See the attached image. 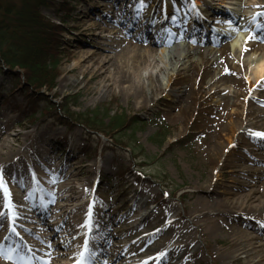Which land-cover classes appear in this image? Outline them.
<instances>
[{
    "label": "rangeland",
    "instance_id": "obj_1",
    "mask_svg": "<svg viewBox=\"0 0 264 264\" xmlns=\"http://www.w3.org/2000/svg\"><path fill=\"white\" fill-rule=\"evenodd\" d=\"M50 1L41 14L63 26L64 45L46 84L31 87L38 105L31 108L18 91L23 77L10 92V78L0 75V264H171L163 260L167 253L173 264H264L263 230L227 222L231 215L216 211L213 222L194 217L197 199L210 198L219 183L247 193L264 179V142L253 141L252 152L239 149L238 131L230 137L213 123L248 101L264 111V74L254 81L247 63L264 58V0ZM236 3L237 16L230 11ZM230 21L240 27L235 35L226 33ZM157 35L172 42L187 37L197 48L188 71L162 73L160 50L150 54L135 79L147 84L148 74L158 77L160 88L149 102L107 80L116 75L110 63L105 79H87V68L108 62L120 48L132 56L158 47L148 38ZM203 59L213 62L209 73ZM228 64L239 75L230 72L229 82L211 84ZM215 87L221 92L210 95ZM49 103L50 113L42 116ZM85 112L135 115L138 123L93 127Z\"/></svg>",
    "mask_w": 264,
    "mask_h": 264
},
{
    "label": "bare ground",
    "instance_id": "obj_2",
    "mask_svg": "<svg viewBox=\"0 0 264 264\" xmlns=\"http://www.w3.org/2000/svg\"><path fill=\"white\" fill-rule=\"evenodd\" d=\"M237 5L231 10L233 14L237 16L240 14V9ZM229 14L228 12H226ZM231 24L227 29V31H232L234 25ZM226 32V31H225ZM229 33V32H226ZM234 31L231 34H233ZM157 34V33H156ZM149 39H153L152 43L155 45H159L158 47H154L152 45L145 46V50L142 52H136L132 56L129 55L127 48H120L111 58H109L108 62H100L96 68H87L85 70L86 75L88 76V80L96 79V78H106L107 65L110 63L113 66L114 72L116 75L114 77H107V80L113 79L114 83H118L121 87V90L128 91L131 90L130 96L135 99H140L141 104H145L152 100L151 92L154 90H158L160 85L158 83V77L153 78L151 74L147 75V84L144 82H140L139 80H135L139 78L140 69L146 65V61L152 52H156L158 49L160 50L159 62L162 63L159 66V62L157 66H159V71L164 73L168 68L170 71H180V70H191L193 68V63L191 61L192 54L196 50V46L189 40L188 38H184L185 40H179L172 42V38L162 37V35H157L155 38L148 36ZM238 39H234V43L237 42ZM127 43L129 45H138L132 38L127 39ZM247 63L251 68V77L254 81H258L262 78L264 74V58H250ZM237 64L241 67H244L245 61H238ZM203 65L206 67V73H209L213 67V62L211 64H206V60L203 59ZM227 71L225 74H220L211 79V84H217L221 80L224 82H229V73H234L239 75L238 71L232 65L225 66ZM175 79L171 77V75H167V92L173 93V89H171L172 84ZM126 84V85H124ZM210 84V85H211ZM106 91H110L112 88V82L109 81L105 85ZM209 84L204 85L200 88L199 94L201 95L207 90ZM264 89V86H263ZM221 92L218 87H215L210 95ZM209 95V96H210ZM263 96L262 94H260ZM237 103H231V105H236ZM180 105V104H179ZM221 107V114L228 109L227 101H223L222 104H219ZM179 106L177 105L176 108ZM178 113L182 112V108L178 109ZM172 119H176L174 115L171 114ZM213 123L217 125V128L222 127L224 131L230 134V137H234L235 135V145L242 150H250L254 151L253 143L256 141L264 142V137H256L253 136L252 132H261L264 133V111L261 113V108L253 102H246V104L242 107L241 110H234L224 115L220 120H214ZM248 135L250 139L246 137ZM254 141V142H253ZM225 142V139L220 142L222 145ZM1 147V146H0ZM242 154V153H241ZM264 158V157H263ZM230 161H224L223 165L226 166ZM233 163V162H231ZM264 163V160H263ZM264 177V169L261 171V175L259 177ZM258 183H251L252 188L247 193H238L237 189L239 187H234L232 189L226 188L223 183H219L216 185L217 187L211 189V197L210 198H198L197 204L200 206L198 212L194 215L196 218H205V221L213 222L216 221L213 216L210 214L213 211H216L223 215H231V217H224L226 221L234 220L239 221L241 225L251 224V228L255 231H262V235H264V179L258 180ZM229 194L233 195L234 198H231ZM143 212L139 213L142 215ZM210 215V216H209ZM137 215H135L136 217ZM213 219V220H212ZM191 222H196L191 220ZM212 227H215L214 224L210 223ZM243 236H245L243 234ZM246 237V236H245ZM251 239L262 240L261 238H257L255 236L250 237ZM247 242L250 240L246 237ZM163 242V241H162ZM161 242V244H162ZM235 240H231V244H234ZM157 243L156 248H160V245ZM189 246L190 244H186ZM233 252H229L231 256ZM166 257H163V260L170 259L171 264L175 263L174 255L166 254ZM232 257V256H231ZM149 261V260H148ZM131 263H138L136 260H132ZM65 264V263H64ZM249 264H257L253 260L249 261Z\"/></svg>",
    "mask_w": 264,
    "mask_h": 264
},
{
    "label": "trees",
    "instance_id": "obj_3",
    "mask_svg": "<svg viewBox=\"0 0 264 264\" xmlns=\"http://www.w3.org/2000/svg\"><path fill=\"white\" fill-rule=\"evenodd\" d=\"M50 2V0H0V75L10 78L12 84L10 92L20 88L22 82H25L24 87L18 91L26 97L31 108L38 105L37 101L40 98L32 94L31 87L38 88L46 84L47 73L49 69L57 68L58 55L64 45L63 26L45 19L41 14V9L51 5ZM63 10L67 14L70 8L65 6ZM51 106V103L44 105L41 109L42 116L48 115ZM34 113L35 111H32L30 116ZM84 120L93 127L109 126L113 130L123 125L130 129L138 123L135 115L127 119L120 114L110 117L89 112H85Z\"/></svg>",
    "mask_w": 264,
    "mask_h": 264
},
{
    "label": "snow or ice",
    "instance_id": "obj_4",
    "mask_svg": "<svg viewBox=\"0 0 264 264\" xmlns=\"http://www.w3.org/2000/svg\"><path fill=\"white\" fill-rule=\"evenodd\" d=\"M253 136H256V137H264V133H261V132H253L251 133Z\"/></svg>",
    "mask_w": 264,
    "mask_h": 264
}]
</instances>
